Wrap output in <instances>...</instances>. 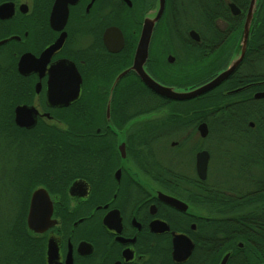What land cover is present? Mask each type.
Returning <instances> with one entry per match:
<instances>
[{"label": "flooded vegetation", "instance_id": "obj_1", "mask_svg": "<svg viewBox=\"0 0 264 264\" xmlns=\"http://www.w3.org/2000/svg\"><path fill=\"white\" fill-rule=\"evenodd\" d=\"M250 2L165 0L147 74L185 91L214 78L237 51ZM158 11L159 0H0L6 263L28 264L33 243L40 264H221L226 255V264H264V18L225 80L175 100L132 69ZM22 106L31 127L16 121ZM37 189L45 223L32 232Z\"/></svg>", "mask_w": 264, "mask_h": 264}, {"label": "water", "instance_id": "obj_2", "mask_svg": "<svg viewBox=\"0 0 264 264\" xmlns=\"http://www.w3.org/2000/svg\"><path fill=\"white\" fill-rule=\"evenodd\" d=\"M259 3H260V0H251V2H250L249 8H248L247 13H246L245 22H244V25H243V28L241 31V37L239 39L237 51H235V55L232 57L228 67L225 70L218 73L214 78H212L211 80L204 83L203 85H200L199 87H196L192 90H186L185 91V90H177L176 88L162 85L161 83L151 79L150 76L147 74L145 68H144V64H145L147 57H148V46H149L150 38L152 35L154 23L157 19H159V17L162 14V11L164 9L165 0H159V11H158V14L155 17V19L147 18L145 20L144 28H143V32H142V37H141V40H140L139 45L137 47V51L135 54L132 69L134 71H136L137 74L140 75L142 80L150 88H152L154 91H156L159 95L170 98V99H175V100L189 99L192 97L202 95V94L210 91L211 89H214L236 69V67L239 65V63L243 59L245 52H246V49H247V45H248L250 36L254 30V24L256 21L257 13H258ZM231 8L233 10V13H235V14L240 12L239 7L236 6L235 4H231ZM59 66H63V63H61ZM64 66H66V65H64ZM66 69H67V66L63 67V69L58 70V72H57L58 76L57 77H60L61 75L65 76ZM124 73H126V72H123L121 75H123ZM121 75L119 77H121ZM54 76H55V74H54ZM119 77H118V79H119ZM25 110L30 111L31 107L22 106V107L17 108L16 121L19 125H22V126L26 125L27 127H31L35 123L34 120L24 122L21 119L22 113ZM31 112H32V110H31ZM207 162H208V153H205V152L200 153L198 155V165H199V168L202 172V175H201L202 178L205 177ZM42 193H43L42 189H37L34 191L33 196H32L31 211H30V214L28 217L29 227H30L32 232L41 231V228L45 223V220L42 219L41 216L36 214L37 202L39 201ZM47 218H48V215H47L46 219ZM227 258H228V256L226 255L223 258V261L221 264H226Z\"/></svg>", "mask_w": 264, "mask_h": 264}, {"label": "trees", "instance_id": "obj_3", "mask_svg": "<svg viewBox=\"0 0 264 264\" xmlns=\"http://www.w3.org/2000/svg\"><path fill=\"white\" fill-rule=\"evenodd\" d=\"M259 7H260L261 10H260V12L258 11L256 19H257V24H260V23L262 24V22H263L262 18H264V11H263L264 10V0H260ZM220 8L223 11L224 8H222V7H220ZM209 14L210 13H208V15H207V24H206L207 32H213L212 31L213 28H212V26L210 24V20H209V18H210ZM211 72L214 73L213 70ZM211 72H208V75ZM2 79H4V78L0 74V80H2ZM0 96H2L1 93H0ZM208 105H211V104L208 103ZM0 122H2V121L0 120ZM18 139H19V141H21L20 139H22V138H18ZM16 141H17V138H15V142ZM21 143H25V141L24 142L21 141ZM40 143L41 144H50L49 137L43 138V141L40 142ZM35 186H36V184H30L31 189H33ZM258 239L263 242V237L262 236H260ZM29 258L30 259H29V263L28 264H40L39 249L37 248V245H33V243H32L31 248H30V257ZM256 261H257V258H256Z\"/></svg>", "mask_w": 264, "mask_h": 264}, {"label": "rangeland", "instance_id": "obj_4", "mask_svg": "<svg viewBox=\"0 0 264 264\" xmlns=\"http://www.w3.org/2000/svg\"><path fill=\"white\" fill-rule=\"evenodd\" d=\"M2 139V138H1ZM0 154H1V152H0ZM14 155H15V152H14ZM0 164H2V160H1V158H0ZM16 176V175H15ZM18 176H20V173H18ZM1 194V193H0ZM2 197H4V195H1L0 196V199L2 198ZM6 201V200H5ZM2 202H4V200H2ZM0 264H8V263H6L5 261H3L1 258H0ZM15 264H18V263H16L15 262ZM19 264H22L21 262L19 263Z\"/></svg>", "mask_w": 264, "mask_h": 264}]
</instances>
